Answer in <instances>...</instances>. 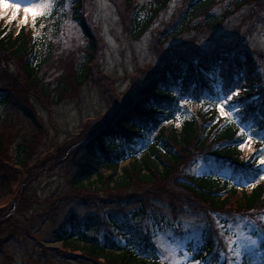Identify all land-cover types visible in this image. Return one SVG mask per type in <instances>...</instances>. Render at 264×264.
Returning a JSON list of instances; mask_svg holds the SVG:
<instances>
[{"label": "rangeland", "instance_id": "rangeland-1", "mask_svg": "<svg viewBox=\"0 0 264 264\" xmlns=\"http://www.w3.org/2000/svg\"><path fill=\"white\" fill-rule=\"evenodd\" d=\"M42 2L45 0H8L9 4L20 5L17 10L3 7L0 0V25H14V34L24 26L40 33L35 22L49 14L57 0H53L48 12L35 20L24 8ZM137 2L144 11L139 13L140 27L134 28L131 15ZM154 2L88 1L85 14L96 47L90 60L81 59L87 53V41L73 21L53 40V60L44 82H50L53 88L56 81L62 80L59 82L65 90L60 100L53 90L41 95L38 86L28 84L17 65L1 56L0 88L5 89L9 97L8 107H5L7 126L0 123L5 143V152L0 154V264H103L69 253L60 242L50 243L54 232L88 216L100 219L108 215L137 226L136 218L134 220L130 214L141 204L159 221L178 218L177 222L184 229L179 233L166 223L156 226L152 239L158 248L154 253L160 254L161 261H168L167 264H195L197 261L193 259L191 245L211 215L201 207L194 210L184 206L179 212L180 198L188 195L177 186L179 173L165 182L148 186L134 184L124 191H77L70 181L79 156L78 143L137 99L146 83V73L164 66L180 51L195 54L194 50L200 51L197 47L208 53L213 47L245 48L264 79V0H247L245 5L233 4V8L227 5L228 0H221L225 7L206 11L217 18L214 22L206 23L205 12L194 19L186 18L184 25L177 20L187 0H167L152 16L147 11ZM188 105L196 109L194 102ZM22 139L27 140L25 145L30 154L21 163L14 152ZM253 150L247 141L244 156ZM127 164L125 161L120 167ZM221 173L230 176L226 170ZM260 180L264 183V179ZM251 188L249 185L248 191ZM219 214L214 216L225 219ZM97 230L101 236L109 228L105 224ZM232 231L236 234L234 242L238 252L251 264H264L262 235L253 225L239 222Z\"/></svg>", "mask_w": 264, "mask_h": 264}, {"label": "trees", "instance_id": "trees-1", "mask_svg": "<svg viewBox=\"0 0 264 264\" xmlns=\"http://www.w3.org/2000/svg\"><path fill=\"white\" fill-rule=\"evenodd\" d=\"M88 1L57 0L53 10L35 22L40 33L24 26L14 34V25H0V59L6 56L11 64L17 65L28 84L37 85L41 95L53 90L60 100L65 90L59 82L62 80L56 81L53 88V84L44 82L53 60V40L73 21L87 41V53L81 59L90 60L96 47L85 14ZM166 1L155 0L147 13L153 16ZM220 1L187 0L177 22L183 21L184 25L186 18L194 19L207 10L224 6ZM246 2L228 0L227 5L233 8V4L245 5ZM132 9L131 21L134 28H138L141 25L139 13L144 10H140L138 2L136 9L135 6ZM207 12L206 23L214 22L217 18L211 11ZM198 48L200 51L194 50L195 54L180 51L164 66L148 71L144 78L146 83L137 95L140 99L132 100L78 143L79 156L74 163L76 170L71 176V187L84 192L124 191L134 184L148 186L165 182L179 173L177 186L188 193L180 198L179 212L184 206L194 210L201 207L211 215L191 245L196 260L200 264H251L243 254L236 255L233 244L236 234L232 230L239 222L252 224L262 235L264 254V183L247 191L229 180L201 177L192 168L199 161L218 162L230 167L233 173H239L246 184L264 174V164L258 163L264 155V79L245 48L213 47L210 53ZM234 89L239 92L225 103L229 115L223 117L217 105ZM210 94L217 100L211 99ZM8 97L9 93L0 88V123L4 126H7ZM182 100L196 101L201 107L191 112L181 104ZM205 104L208 107L202 109ZM247 140L254 150L245 157L241 144L245 145ZM21 141L14 155L22 163L30 149L25 145L27 140ZM4 152L0 131V154ZM125 161L128 164L120 167ZM145 206L141 204L130 214L134 220L136 218L137 226L108 215L100 219L88 216L83 221H73L69 229L55 231L50 242H61L69 253L103 264H167L168 261H161L159 253H154L158 248L152 239L153 232L163 223L179 233L184 229L177 222L178 218L159 221ZM219 213L225 219L214 216ZM105 224L109 231L98 235L97 229Z\"/></svg>", "mask_w": 264, "mask_h": 264}, {"label": "snow or ice", "instance_id": "snow-or-ice-1", "mask_svg": "<svg viewBox=\"0 0 264 264\" xmlns=\"http://www.w3.org/2000/svg\"><path fill=\"white\" fill-rule=\"evenodd\" d=\"M2 6L5 7V8L12 7V8H15L17 10L20 9V5L19 4H9L8 0H3ZM52 7H53V0H45V2H42V3L30 4L29 6L24 8V12L26 14L27 13H31V15L33 17V20H35V18L37 16H43ZM27 19H28V17H27V15H25L24 16V22L25 23H27ZM238 92H239V89L230 90V92L228 94H226V96L224 98V101L217 105V107L219 108L221 114H223L225 116L229 115V113L225 111V103L228 100L231 99V96L237 95ZM241 131H243V129H241ZM241 147H244V145L241 144ZM260 162L262 164H264V155H261ZM261 179H264V176H262ZM236 255L240 256L241 253L237 252ZM195 264H200V262L199 261H195Z\"/></svg>", "mask_w": 264, "mask_h": 264}]
</instances>
